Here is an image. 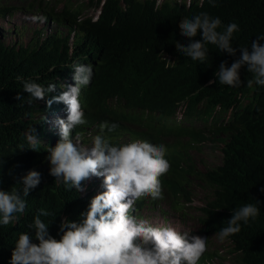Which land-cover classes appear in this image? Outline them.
<instances>
[{"label":"clouds","instance_id":"9594fccd","mask_svg":"<svg viewBox=\"0 0 264 264\" xmlns=\"http://www.w3.org/2000/svg\"><path fill=\"white\" fill-rule=\"evenodd\" d=\"M105 2L31 0L35 28L25 40L24 27L13 33L1 24L20 7L0 0V96L11 105L0 107V243L12 242L0 249L10 264H264V115L255 100L264 89V35L213 76L139 89L86 38L87 26L122 31L118 19H102ZM220 27L208 12L181 18L189 42L176 40L177 51L201 64L208 45L235 56L238 24ZM50 53L56 62H45ZM37 58L43 66L26 73ZM163 58L175 61L170 52ZM105 79L116 90H102ZM237 188L245 204L207 225L217 193ZM27 214L34 233H17ZM59 227L56 239L50 231ZM7 230H15L11 240Z\"/></svg>","mask_w":264,"mask_h":264},{"label":"trees","instance_id":"16d2710c","mask_svg":"<svg viewBox=\"0 0 264 264\" xmlns=\"http://www.w3.org/2000/svg\"><path fill=\"white\" fill-rule=\"evenodd\" d=\"M63 0H56L60 2ZM98 4L100 0H90ZM174 2V1H173ZM172 1L166 0L159 8L157 0H106L103 7V20L111 18L118 19L117 27L122 30L119 33L107 34L98 31L96 26H87L89 30L86 38L91 44H98L105 47L111 58V68L121 79L122 70L125 68L131 79L139 89L162 87L169 90L172 81L184 80L180 83L191 85L198 78L213 76L220 63L227 61L231 66L240 56L239 48L250 47L251 41L256 40L259 35H264V0H216L215 6L208 0H191L189 7L185 4L179 8L175 7ZM185 2V1H184ZM200 12H208L213 17H219L222 27L218 31H224L230 23H236L239 31L234 33L233 46L238 49L235 56L221 53L214 45H208L209 56L204 64L192 61L190 57L184 56L177 51L175 41L188 43V38L180 33L179 21L183 17H191ZM195 39H202L198 35ZM264 43V41H261ZM170 52L175 55L169 65L163 58V53ZM50 56V57H48ZM45 62L52 63L57 61V54L50 53ZM44 62L42 58H37L31 62L26 73H35ZM110 69L111 71H113ZM242 77L247 82L252 78V74L247 72L246 67L241 69ZM186 80V81H185ZM191 81V82H189ZM4 83L3 74L0 72V85ZM246 88L247 84H244ZM101 89L105 91L116 90L114 82L105 79L101 82ZM255 100L257 101V114L259 117L264 115V89L256 88ZM138 96V95H137ZM2 102L0 107H10V99L0 96ZM231 174L227 171L226 177ZM225 184H228L225 179ZM241 188L231 189L228 192H218L217 200L212 204L211 209H207V216L203 221L207 225L217 227L223 220L233 214V209L243 206L246 202ZM35 215H26L19 219L23 229H18L17 233L33 232L28 230ZM57 225L54 221L53 228ZM3 233V232H2ZM9 240L15 234V230H7ZM56 239H60L62 233L60 227L50 231ZM37 242L38 241H34ZM11 245L12 242L2 241L1 244ZM12 255V253L10 252ZM11 258H6V250L0 249V264H10Z\"/></svg>","mask_w":264,"mask_h":264},{"label":"rangeland","instance_id":"374dc122","mask_svg":"<svg viewBox=\"0 0 264 264\" xmlns=\"http://www.w3.org/2000/svg\"><path fill=\"white\" fill-rule=\"evenodd\" d=\"M52 1V0H50ZM74 1V0H72ZM31 0L28 1H24V0H14V4H16L18 7H20L15 15L12 17V21L10 23H5V22H1L2 26H5V28H10L13 33H15L18 28L20 27H24V39L28 40L32 34H33V30L35 28V21L33 20V18L28 14V11L26 10V8L28 7V5L30 4ZM39 4V1L36 2V4ZM62 5H59L58 7H61ZM24 7V8H22ZM1 31V28H0ZM191 212L193 213L194 216H196L197 214H199L196 211L191 210ZM218 239L217 238H213V240L211 241L210 244V251H214L218 248L217 243Z\"/></svg>","mask_w":264,"mask_h":264}]
</instances>
